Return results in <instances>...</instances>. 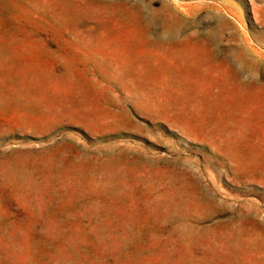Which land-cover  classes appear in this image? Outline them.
I'll return each instance as SVG.
<instances>
[{"label": "rangeland", "instance_id": "rangeland-1", "mask_svg": "<svg viewBox=\"0 0 264 264\" xmlns=\"http://www.w3.org/2000/svg\"><path fill=\"white\" fill-rule=\"evenodd\" d=\"M0 264H264V0H0Z\"/></svg>", "mask_w": 264, "mask_h": 264}]
</instances>
